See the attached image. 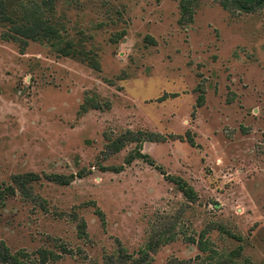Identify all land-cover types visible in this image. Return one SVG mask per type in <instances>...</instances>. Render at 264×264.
<instances>
[{"label": "rangeland", "instance_id": "rangeland-1", "mask_svg": "<svg viewBox=\"0 0 264 264\" xmlns=\"http://www.w3.org/2000/svg\"><path fill=\"white\" fill-rule=\"evenodd\" d=\"M180 4L57 0L56 45L0 26V188L38 176L0 213L11 252L118 264L150 246L154 264H209L204 231L221 264H264V0Z\"/></svg>", "mask_w": 264, "mask_h": 264}, {"label": "trees", "instance_id": "trees-1", "mask_svg": "<svg viewBox=\"0 0 264 264\" xmlns=\"http://www.w3.org/2000/svg\"><path fill=\"white\" fill-rule=\"evenodd\" d=\"M187 1L188 0H181L180 5L183 13H189ZM56 2L57 0H0V26L7 28V31H3L1 33L2 38L25 45L27 44L28 40L48 42L55 45L59 42H62L61 35L64 28L56 18ZM239 4L241 5L242 9H250L247 3L240 2ZM60 50V53L64 56L77 57L79 54H81L80 52H77L76 49H73L72 43H66L65 47ZM92 62L96 63V65H93V68L99 66L96 60L93 59ZM120 148L121 147H117L116 150H120ZM135 156H139L150 165H154V161L149 158L148 155H143L137 151V155ZM135 156H132L131 158H134ZM49 178L56 182H60L61 184H69L68 180L64 176L50 175ZM167 179L175 183L187 198H194L196 196L192 186H190L183 178L167 176ZM35 180H38L37 175L34 173H26L14 179L15 183L19 185V190L15 187L13 188L11 185L5 186L4 188L1 187L0 213L2 212V209L5 208L7 200L12 196H15L17 192H20L24 198L28 197V193L25 191L32 189L31 185ZM95 213L99 216L101 222L105 224L102 211L96 208ZM78 229V234L81 238L87 237V224L84 220L79 223ZM205 235L206 234L203 231L198 241V247L200 251L208 254L203 259V261H208L209 264H221V255L219 254L218 250L214 249L210 245L211 241L208 237H205ZM160 239V241L157 243V247L168 244L174 239V237L163 236ZM190 242L195 243V240L190 239ZM150 251V246H146L144 249L140 250L137 259H130L129 261L120 260V263L118 264H154V259L153 256H151ZM35 258L39 259L41 264H49L51 262L57 261L60 256L54 251L42 249L35 253ZM0 264L39 263H37V260H34L32 258V254L27 251L20 250L16 253L11 252L8 245L0 239ZM171 264L187 263L173 262Z\"/></svg>", "mask_w": 264, "mask_h": 264}]
</instances>
